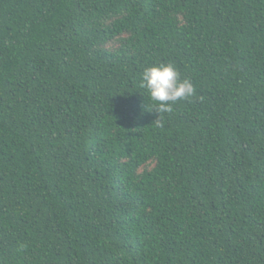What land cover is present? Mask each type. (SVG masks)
Wrapping results in <instances>:
<instances>
[{
  "label": "trees",
  "instance_id": "16d2710c",
  "mask_svg": "<svg viewBox=\"0 0 264 264\" xmlns=\"http://www.w3.org/2000/svg\"><path fill=\"white\" fill-rule=\"evenodd\" d=\"M0 264H264V0H0Z\"/></svg>",
  "mask_w": 264,
  "mask_h": 264
},
{
  "label": "clouds",
  "instance_id": "9594fccd",
  "mask_svg": "<svg viewBox=\"0 0 264 264\" xmlns=\"http://www.w3.org/2000/svg\"><path fill=\"white\" fill-rule=\"evenodd\" d=\"M140 87L156 102L153 110L158 113L156 121L159 126H163V113L172 112L173 105L195 94L192 82L189 79H181L178 70L170 63H159L144 68L140 75Z\"/></svg>",
  "mask_w": 264,
  "mask_h": 264
}]
</instances>
